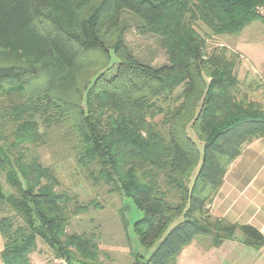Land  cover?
Segmentation results:
<instances>
[{
  "label": "trees",
  "instance_id": "trees-1",
  "mask_svg": "<svg viewBox=\"0 0 264 264\" xmlns=\"http://www.w3.org/2000/svg\"><path fill=\"white\" fill-rule=\"evenodd\" d=\"M263 3L0 0L2 264H32L38 240L66 264L96 260L90 236L66 231L84 207L37 153L49 130L61 131L76 161L95 169L94 179L119 183V193L143 211L132 224L137 239L160 241L132 264H174L200 235L219 245L238 231L243 244L260 249L256 228L212 216L208 205L242 147L264 136V103L238 92V57L224 47L207 50L197 26L237 34ZM124 13L137 34L157 37L165 64L135 58Z\"/></svg>",
  "mask_w": 264,
  "mask_h": 264
},
{
  "label": "rangeland",
  "instance_id": "rangeland-1",
  "mask_svg": "<svg viewBox=\"0 0 264 264\" xmlns=\"http://www.w3.org/2000/svg\"><path fill=\"white\" fill-rule=\"evenodd\" d=\"M124 22L127 29L124 37L127 46L135 58L151 66H160L167 62V55L154 35L137 34L134 20L129 13H124ZM198 31L206 38L207 50L215 46L227 49V54L238 57L243 65L242 70L237 71L238 92L251 94L256 90H264V18L257 17L247 23L237 34L211 35L202 25L197 26ZM115 62V58L112 57ZM116 70V64L106 71V77H112ZM42 129V127H41ZM188 134L196 140L201 149V141L194 133L188 130ZM48 141L45 145L36 148L44 164L55 169L61 180V190L67 191L74 197L76 204L82 205L80 214L71 217L66 226L68 233H84L90 236L96 243V260L94 264H132L139 255L140 260L147 258L156 244L145 246L137 239L132 224L143 216L135 201L119 193L120 185L106 183L94 179L90 172L96 173L93 167L86 168L79 164L74 157L66 139H61V131L49 130ZM95 171V173L93 172ZM195 170L192 172L194 175ZM0 180L4 182V173L0 171ZM7 187V185H4ZM71 203V206H73ZM209 209V207H208ZM211 214V213H210ZM213 216V215H212ZM179 220V219H178ZM178 220L173 221L171 225ZM235 233L233 238L241 239L242 236ZM237 234V235H236ZM203 236L206 242L212 239ZM195 237V238H197ZM194 238V239H195ZM216 246V245H214ZM218 246V245H217ZM187 250V249H186ZM186 250L176 259L174 264L185 261ZM32 264H66L64 260L55 258L48 247L38 240L36 249L30 254ZM77 258H80L77 255ZM60 262V263H59ZM72 264H83L73 262ZM231 264H234L231 261Z\"/></svg>",
  "mask_w": 264,
  "mask_h": 264
},
{
  "label": "crops",
  "instance_id": "crops-1",
  "mask_svg": "<svg viewBox=\"0 0 264 264\" xmlns=\"http://www.w3.org/2000/svg\"><path fill=\"white\" fill-rule=\"evenodd\" d=\"M242 68L239 61L237 71ZM250 94L252 100L264 103V90L258 89ZM208 207L211 215L227 222L251 225L264 236V136L242 147L229 164ZM204 237L193 239L183 248L177 256L187 249L185 261L181 264H231V261L234 264H264V244L260 249H254L243 244L241 239L233 238L214 246ZM2 248L0 234V253Z\"/></svg>",
  "mask_w": 264,
  "mask_h": 264
},
{
  "label": "built area",
  "instance_id": "built-area-1",
  "mask_svg": "<svg viewBox=\"0 0 264 264\" xmlns=\"http://www.w3.org/2000/svg\"><path fill=\"white\" fill-rule=\"evenodd\" d=\"M254 10H255V12H256V14L258 16L264 18V3L263 4L256 5L255 8H254ZM60 262H61V260H60Z\"/></svg>",
  "mask_w": 264,
  "mask_h": 264
}]
</instances>
